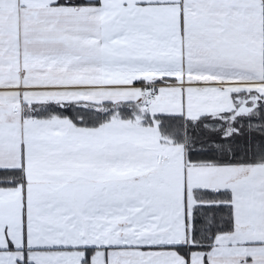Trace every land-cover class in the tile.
I'll return each instance as SVG.
<instances>
[{
	"label": "snow or ice",
	"instance_id": "1",
	"mask_svg": "<svg viewBox=\"0 0 264 264\" xmlns=\"http://www.w3.org/2000/svg\"><path fill=\"white\" fill-rule=\"evenodd\" d=\"M0 264H264V0H0Z\"/></svg>",
	"mask_w": 264,
	"mask_h": 264
}]
</instances>
